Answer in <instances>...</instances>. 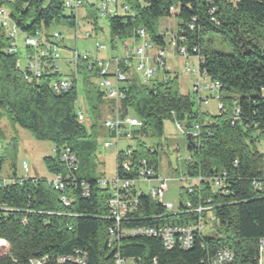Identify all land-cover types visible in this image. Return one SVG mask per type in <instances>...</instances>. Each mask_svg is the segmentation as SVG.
Returning a JSON list of instances; mask_svg holds the SVG:
<instances>
[{
	"label": "trees",
	"instance_id": "16d2710c",
	"mask_svg": "<svg viewBox=\"0 0 264 264\" xmlns=\"http://www.w3.org/2000/svg\"><path fill=\"white\" fill-rule=\"evenodd\" d=\"M120 1L129 6L130 13L107 18L113 45L133 37L141 28L153 43L163 47L165 35L156 31V21L171 16L168 9L174 6L177 28L183 29L175 38L177 45H183L189 53L196 46L200 70L221 85L219 95L224 107L214 115L198 110L193 95L181 92L177 74L166 80L153 79L151 84L131 74L124 86V98L118 102L120 117L133 116L141 121V126L132 130V160L147 159L155 170L158 150L144 139L161 137L166 120L188 127L192 122L200 124L199 145L186 137L189 157L184 174L202 180L193 192L182 187L181 192L192 207L198 201L209 206L203 215L215 218L206 223L212 230L195 236L188 249H166L158 237L145 235L124 234L109 241L113 220L109 218L107 190L98 186V178L84 176L79 168L86 165L96 148L94 139L102 127L100 109L107 100L95 83L97 69L89 59L81 58L76 66L79 80L68 91L55 94L49 84L57 75L50 72L49 65L29 82L16 67L17 56L4 50L7 38L0 29V119L7 117L37 140L51 141L54 156L44 161L52 176H67L59 158L63 148H70L77 156L75 179L65 181L63 190H54L46 178L39 177L0 186V239L9 244L8 252L0 254V264H25L29 259L44 257L45 264H78L58 262L60 257L76 255L85 264H115V254L131 259L125 264H205L206 254L221 248L232 252L230 264H257V243L264 239V155L257 145L264 135V0ZM0 4L7 6L11 18L28 35L38 33L47 39L60 27L74 29L77 23L76 15L67 12L60 0H0ZM82 6L84 18L96 28L98 7L84 1ZM221 45H226L229 52L219 50ZM79 93L91 114L88 127L77 121ZM109 102L112 112L115 103ZM234 102L239 109L237 115ZM1 164L0 156V171ZM222 172L228 185L225 194L214 191L206 181ZM12 177L17 176L13 173ZM252 179L261 180L260 193L252 188ZM83 182L88 184L87 195H83ZM183 208L180 203L178 210ZM196 218L192 210L167 212L145 195L119 228L188 223Z\"/></svg>",
	"mask_w": 264,
	"mask_h": 264
},
{
	"label": "built area",
	"instance_id": "2783aa9c",
	"mask_svg": "<svg viewBox=\"0 0 264 264\" xmlns=\"http://www.w3.org/2000/svg\"><path fill=\"white\" fill-rule=\"evenodd\" d=\"M238 1V0H230ZM83 0H63V6L66 11L76 15V11L82 7ZM176 10L174 6H170L168 11L173 13ZM214 8L210 10L213 12ZM130 8L127 4L120 0H99L98 5V17L109 18L116 14H129ZM211 20H214L212 17ZM80 25L76 23L74 33ZM188 28L193 29V25L189 24ZM0 29L3 31L7 38V46L5 51L17 56L16 67L22 70L25 79L29 82H33L40 76L42 70L46 65H49L50 72L56 74L57 77L49 84L51 91L55 94H60L68 91L74 81L79 80V74H77L76 66L78 61L83 59H89L90 63H93V67L97 69V77L95 80L96 86L104 92V96L107 100H111L115 103L113 111L109 115L104 117L101 121L102 127L107 131V134H111L109 140L103 142L104 148H110L117 146V142L121 138L132 139V130L141 126V121L133 116L120 117L118 112V102L124 98V86L129 79L132 72H139L144 76V83L151 81L152 79L166 80L172 73L169 71L170 66L167 63V47L174 51L177 58L184 61V72H194L189 65L188 59L194 58L197 62V77L192 84L193 95L196 96L195 107L200 110V104L206 103L209 98L217 99L218 112L224 107L220 100L219 89L221 87L218 81H213L205 76V73L200 70L199 62L200 56L196 54L198 48L193 46L192 52L183 46L177 45L176 36L182 33L181 27L176 28L175 31L169 32L162 31L161 34L165 35V45L160 47L153 43L148 37L146 32L138 28L135 30L133 37L123 40L124 48L131 51L130 59L120 60L116 57L111 59H96L92 58L88 52L80 54L75 49L70 50V56L63 58L60 54V48H67L64 43V37L60 31H54L49 38L43 37V35L36 33L35 35H28L22 32L16 22L11 18L9 10L0 4ZM84 38L90 36V32L85 30L83 34ZM182 41V39H180ZM23 45V59L25 65L22 66L19 58V43ZM96 49L100 50L104 48L103 45L95 44ZM131 60L135 61L134 68L130 66ZM68 61L72 68L66 74H62V69L59 66L61 62ZM91 68V66H90ZM157 75V77H154ZM159 76V78H158ZM203 81L201 84L200 82ZM78 100V99H77ZM233 112L238 114L239 109L234 102ZM77 121L80 124L85 125L91 118L88 113H84L77 109ZM175 128L178 129L184 137H190L195 141V145H199L198 139L200 136V124L198 122H192L191 126H185L183 123L174 120L172 122ZM264 132V130H263ZM0 141V146H1ZM134 144L127 145L123 149L116 148V167L115 175L111 179L98 178L97 184L99 187L107 190L108 193V211L109 218L113 220V225L108 230L109 241H115L120 235H145L158 237L162 246L166 249H171L178 246L182 249H188L193 245L195 236L203 234L207 222L213 221L215 218L211 214L204 216L203 213L209 210V206H203L199 203L195 207L189 200L181 202L184 205L183 209L172 210V206L163 202V196L167 191L168 178L158 174L155 168L148 162L147 159H137L135 162L132 160V152ZM60 161L63 163L67 176L62 178L60 175L52 176L47 179L48 183L54 190L60 191L65 188V181H74L73 173L77 168V156L70 150V148H63L59 154ZM236 164V161L234 162ZM22 168L26 171V163H22ZM132 176H128V174ZM263 173H264V157H263ZM225 172L214 173L206 179L210 183L212 189L221 194L227 193V187L225 180ZM28 175H22L17 177L7 176L3 177L0 173V186L7 185L9 183L18 182L22 183L27 180ZM182 182V188L188 193L193 192L195 185H197L202 178L200 176L191 177L184 175L179 179ZM83 195L88 193V184L82 183ZM252 188L261 192L263 184L259 179H252ZM147 196L153 201L163 206L167 212L176 213L178 211H190L197 213V218L193 222L180 223V222H168L158 225H144L138 226L132 229H120V223L126 219L130 214H133L138 209V199L141 196ZM64 204H68V201L61 197ZM209 201V200H208ZM0 248L2 249L0 254H5L9 250V244L0 239ZM264 251V239H259L257 243V264H264L261 261L262 253ZM80 253L75 251V254ZM66 260L74 261L78 264H85L84 259L76 256L60 257L58 262ZM46 258H34L29 259L25 264H45ZM131 259L122 258L118 254H115V264H125L130 262ZM233 261V254L227 248H221L213 253H207L204 259L205 264H230Z\"/></svg>",
	"mask_w": 264,
	"mask_h": 264
},
{
	"label": "rangeland",
	"instance_id": "374dc122",
	"mask_svg": "<svg viewBox=\"0 0 264 264\" xmlns=\"http://www.w3.org/2000/svg\"><path fill=\"white\" fill-rule=\"evenodd\" d=\"M63 1V0H60ZM85 4H93L94 7H98L99 0H83ZM7 8V6H6ZM85 7L82 6L76 11V20L80 25L77 33H74L73 28L60 27L61 34L64 37V43L69 49H75L80 54L88 52L92 58L96 59H111L116 57L117 59L124 60L130 59L131 51L124 48L122 41L117 40L114 45L111 43L108 27L107 18H97L96 28L91 26L89 21L85 19L84 16ZM178 24V18L172 13L168 17H160L156 21V31L158 33L162 31L169 32L171 30L175 31ZM90 32V36L84 38V31ZM97 45H103L104 48L97 50ZM19 58L21 60L22 66L25 65L23 59V45L20 41L19 43ZM67 48H60V54L63 58H68L70 56V50ZM222 52H229L226 45H221L218 47ZM130 66L134 68L135 61L131 60ZM167 63L170 66V72L177 74L179 88L182 93L192 92V84L194 79L197 77V62L194 58L188 59L189 67L194 70V72H184L185 63L182 59L172 57L167 54ZM61 67L62 74H66L72 68L68 61L61 62L59 64ZM131 74L137 77L140 81H144V76L131 70ZM154 77H157L155 75ZM159 78V76H158ZM153 80V79H152ZM201 84L203 81H201ZM151 84V82H147ZM196 96L193 95V99ZM217 99L209 98L206 103L200 104V111L206 112L208 115H214L218 113L217 109ZM77 109L84 113H88L87 105L84 101V97L79 93L77 100ZM89 114V113H88ZM91 116V114H89ZM109 115V114H107ZM91 120L85 124L88 127ZM109 136L100 132L95 136L96 148L93 155L89 158L86 165H80V171L84 176L88 178H107L111 179L115 175L116 167V148L123 149L127 145L134 144L133 139L121 138L117 142V146H112L110 148H104L103 142L109 140ZM0 156L2 157L1 164V175L3 177L12 176L13 173L16 176L28 175L31 177L39 178H52V175L47 170L44 158L47 156H54L53 145L49 140H37L33 137L31 132L24 129L17 124H13L7 117L0 119ZM145 143L154 147L158 150V163L156 167V172L162 176L167 177L169 180L167 182L168 189L165 191L163 196V202L172 206V210L178 209L181 202H185L186 196L182 194L181 187L182 178L185 174V168L187 159L189 157V152L187 150V139L181 132L175 128V125L170 120H166L163 123L162 136L158 138H145ZM258 148L264 155V135H262L258 140ZM26 163V171L22 168V163ZM212 230L211 225L208 224L205 227V234L210 233ZM2 249L0 248V252ZM261 261H264V251L262 253Z\"/></svg>",
	"mask_w": 264,
	"mask_h": 264
},
{
	"label": "crops",
	"instance_id": "0c3cea01",
	"mask_svg": "<svg viewBox=\"0 0 264 264\" xmlns=\"http://www.w3.org/2000/svg\"><path fill=\"white\" fill-rule=\"evenodd\" d=\"M66 47H67V45H66ZM67 49H69V48L67 47ZM167 54L171 55L172 57H175L174 51L172 49H170L169 47H167ZM107 114H110V102H109V100H106V102L103 103V105L101 106V109H100L101 119L106 117ZM100 132L108 135L107 131L103 127H101Z\"/></svg>",
	"mask_w": 264,
	"mask_h": 264
}]
</instances>
